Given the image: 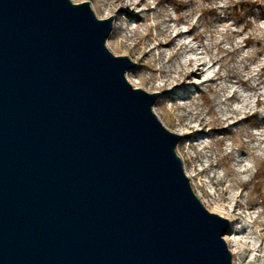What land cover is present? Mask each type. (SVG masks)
Segmentation results:
<instances>
[{
  "label": "water",
  "instance_id": "95a60500",
  "mask_svg": "<svg viewBox=\"0 0 264 264\" xmlns=\"http://www.w3.org/2000/svg\"><path fill=\"white\" fill-rule=\"evenodd\" d=\"M111 32L88 2L0 0V264H232Z\"/></svg>",
  "mask_w": 264,
  "mask_h": 264
},
{
  "label": "rangeland",
  "instance_id": "374dc122",
  "mask_svg": "<svg viewBox=\"0 0 264 264\" xmlns=\"http://www.w3.org/2000/svg\"><path fill=\"white\" fill-rule=\"evenodd\" d=\"M70 1L112 18L106 47L136 64L127 81L159 93L153 112L181 136L176 153L195 195L232 221V264H264V0H251L253 11L180 0V14L162 0ZM208 5L215 17L202 14Z\"/></svg>",
  "mask_w": 264,
  "mask_h": 264
},
{
  "label": "trees",
  "instance_id": "16d2710c",
  "mask_svg": "<svg viewBox=\"0 0 264 264\" xmlns=\"http://www.w3.org/2000/svg\"><path fill=\"white\" fill-rule=\"evenodd\" d=\"M204 1H208V0H204ZM236 2L241 7V11H246L248 9L253 11L252 9H254L253 6L255 4L251 0H237ZM164 3H169L176 13H180L182 8H183V5H184V3L182 1H180V0H162L161 4H164ZM201 12H202L203 15L206 14V15H208L210 17H215L216 16V8L212 7L210 5L205 7V9H203ZM248 26L249 27L251 26L250 21L248 22ZM252 39H253L252 37L248 36L247 38L244 39V44L245 45L252 44L253 43Z\"/></svg>",
  "mask_w": 264,
  "mask_h": 264
},
{
  "label": "bare ground",
  "instance_id": "6f19581e",
  "mask_svg": "<svg viewBox=\"0 0 264 264\" xmlns=\"http://www.w3.org/2000/svg\"><path fill=\"white\" fill-rule=\"evenodd\" d=\"M178 14H180V13H178ZM112 24H113V21H112ZM264 70V69H263ZM231 222L232 221H230V225H231ZM225 241H226V244H227V242H228V239H227V237H225ZM231 254H232V256H234V252H233V250H231ZM235 263V262H234Z\"/></svg>",
  "mask_w": 264,
  "mask_h": 264
}]
</instances>
